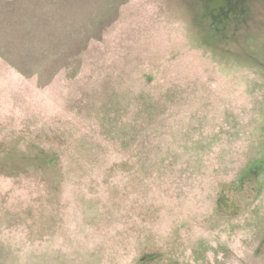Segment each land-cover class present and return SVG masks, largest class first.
I'll return each instance as SVG.
<instances>
[{
    "label": "rangeland",
    "instance_id": "obj_1",
    "mask_svg": "<svg viewBox=\"0 0 264 264\" xmlns=\"http://www.w3.org/2000/svg\"><path fill=\"white\" fill-rule=\"evenodd\" d=\"M77 1L0 34V264H264V0Z\"/></svg>",
    "mask_w": 264,
    "mask_h": 264
},
{
    "label": "trees",
    "instance_id": "obj_2",
    "mask_svg": "<svg viewBox=\"0 0 264 264\" xmlns=\"http://www.w3.org/2000/svg\"><path fill=\"white\" fill-rule=\"evenodd\" d=\"M227 1L204 0V4L201 5V19L204 17L205 27L208 29L207 35L203 33L205 40L219 47L229 42L235 45L242 44L247 48L251 43L249 42V33L245 34L243 27L248 24L250 19L248 13L247 16L244 15L248 11L249 0H236L235 5L229 4ZM77 4V0H0V34H8L9 31V34L12 35L14 28H18V33L24 38L35 39L42 27L50 28L54 24H57L56 27H58V23H64L67 18V15L65 17L47 14L48 11L55 7L71 8ZM43 6L47 7L46 13L43 11ZM62 17L64 20L61 19ZM216 25L219 29H216ZM245 54L249 53L242 48L232 55L245 59L244 57H247ZM23 161L30 164L48 165L54 162V158L41 150L34 156L24 158ZM262 171H264V156L258 158L246 169L243 178L256 176Z\"/></svg>",
    "mask_w": 264,
    "mask_h": 264
}]
</instances>
